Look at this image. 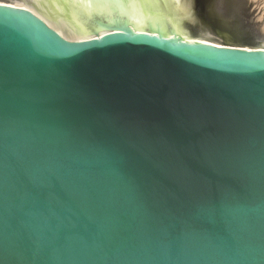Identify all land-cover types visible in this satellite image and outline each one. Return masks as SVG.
<instances>
[{"label": "water", "instance_id": "1", "mask_svg": "<svg viewBox=\"0 0 264 264\" xmlns=\"http://www.w3.org/2000/svg\"><path fill=\"white\" fill-rule=\"evenodd\" d=\"M0 1V264H264V0Z\"/></svg>", "mask_w": 264, "mask_h": 264}, {"label": "bare ground", "instance_id": "2", "mask_svg": "<svg viewBox=\"0 0 264 264\" xmlns=\"http://www.w3.org/2000/svg\"><path fill=\"white\" fill-rule=\"evenodd\" d=\"M0 4H7V5H12V6L25 7V6H23V5H19V4H11V3H5V2H0ZM129 27H130L132 30H135V31H138V32H148V33H152L151 31L141 30V29L135 28V27H133L132 25H129ZM101 34H103V33L98 34V36H100ZM157 35H164V33H157ZM189 41H192V40H189Z\"/></svg>", "mask_w": 264, "mask_h": 264}, {"label": "rangeland", "instance_id": "3", "mask_svg": "<svg viewBox=\"0 0 264 264\" xmlns=\"http://www.w3.org/2000/svg\"><path fill=\"white\" fill-rule=\"evenodd\" d=\"M0 2H4V1H0ZM5 3H10V2H5ZM11 4H15V3H11ZM20 5V4H19Z\"/></svg>", "mask_w": 264, "mask_h": 264}]
</instances>
